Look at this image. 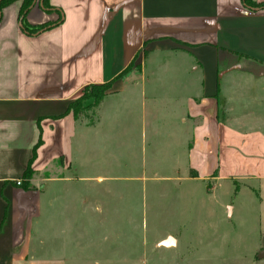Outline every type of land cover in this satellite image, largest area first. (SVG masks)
I'll list each match as a JSON object with an SVG mask.
<instances>
[{
    "label": "crops",
    "instance_id": "0c3cea01",
    "mask_svg": "<svg viewBox=\"0 0 264 264\" xmlns=\"http://www.w3.org/2000/svg\"><path fill=\"white\" fill-rule=\"evenodd\" d=\"M46 1L50 9L33 0L25 15L31 30L57 22L38 33L22 27L23 0L0 9V264L82 262L73 251L86 239L74 228L100 194L90 181L107 178L90 139L100 124L101 139L131 138L161 97L169 119L196 120L170 126L192 124L195 178L246 194L264 243V0ZM110 81L101 117L82 123L69 105L86 85Z\"/></svg>",
    "mask_w": 264,
    "mask_h": 264
},
{
    "label": "rangeland",
    "instance_id": "374dc122",
    "mask_svg": "<svg viewBox=\"0 0 264 264\" xmlns=\"http://www.w3.org/2000/svg\"><path fill=\"white\" fill-rule=\"evenodd\" d=\"M94 91L88 89L73 109L82 123L101 117V101L89 96ZM167 105L162 97L148 104L144 126L141 119L132 123L131 138L101 139L100 124V137L90 139L88 154H97L96 168L107 178L99 186L90 181L100 194L90 196L85 226L74 228L86 240L73 255L82 257L80 264H264L255 205L242 192L232 198L234 189L223 179L195 178L188 152L196 120L186 114L169 119ZM103 112L112 115L108 106ZM181 117L192 124L171 131ZM33 177L30 170L28 181ZM101 203L116 211H104ZM168 236L175 244L161 245Z\"/></svg>",
    "mask_w": 264,
    "mask_h": 264
},
{
    "label": "trees",
    "instance_id": "16d2710c",
    "mask_svg": "<svg viewBox=\"0 0 264 264\" xmlns=\"http://www.w3.org/2000/svg\"><path fill=\"white\" fill-rule=\"evenodd\" d=\"M9 1L10 0H0V9H1L2 5H4L5 3H8ZM242 1H243V4H245L246 6H249L251 8L257 6V4H255L253 0H242ZM32 3H33V0H23V4H22L20 14H19V18L22 22V27L26 32L38 33V32L44 31V30L52 27L53 25H55L57 23V22H55V23H51V24H42V25L37 26L36 28H32V30H31V28H29V26L24 23V19H25V15H26L28 9L31 7ZM42 6L45 7V9H50L49 6L47 5L46 0H42ZM111 83L112 82L110 81V82H106V83H102V84L86 85L84 87L81 95L69 105V109H71L73 111L75 105L78 104L80 100H83L84 98L87 97L86 92L88 89L95 90L94 94H91L89 96L94 97V99L96 101L95 103H99L102 100V98L104 97V95L106 94V91L111 88ZM30 170L31 169L29 167L25 171L26 177L28 176V173L30 172Z\"/></svg>",
    "mask_w": 264,
    "mask_h": 264
},
{
    "label": "water",
    "instance_id": "95a60500",
    "mask_svg": "<svg viewBox=\"0 0 264 264\" xmlns=\"http://www.w3.org/2000/svg\"><path fill=\"white\" fill-rule=\"evenodd\" d=\"M161 245L163 246H171V245H174L175 244V238H173L172 236H168L167 238H165L164 240H162L160 242ZM258 256L260 258H264V251L261 250L258 254Z\"/></svg>",
    "mask_w": 264,
    "mask_h": 264
},
{
    "label": "built area",
    "instance_id": "2783aa9c",
    "mask_svg": "<svg viewBox=\"0 0 264 264\" xmlns=\"http://www.w3.org/2000/svg\"><path fill=\"white\" fill-rule=\"evenodd\" d=\"M16 184H17V185H20V184H21V181H20V180H17V181H16Z\"/></svg>",
    "mask_w": 264,
    "mask_h": 264
}]
</instances>
